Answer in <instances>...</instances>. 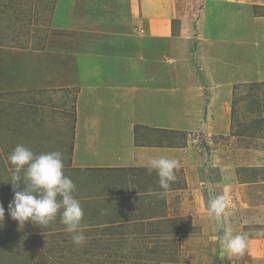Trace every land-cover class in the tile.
<instances>
[{"label":"rangeland","instance_id":"374dc122","mask_svg":"<svg viewBox=\"0 0 264 264\" xmlns=\"http://www.w3.org/2000/svg\"><path fill=\"white\" fill-rule=\"evenodd\" d=\"M56 2L0 0V42L8 40L7 33L13 37L11 46L25 44L29 48L27 38L35 41L40 37L44 42L37 41L33 48L39 50L50 33ZM218 2L192 0V6L196 3L193 7L195 25L193 29H184V38L188 40L184 44H188L189 54L184 56L186 65L182 71L176 72L185 79L183 89L177 88V91L192 92L191 99H198L200 108H205L209 118L219 109H226L220 111L219 116L227 124V136L223 132L206 131L204 126L201 132L193 134L157 133L162 149L183 148L192 142L189 153L178 154L176 158L160 151L161 156L172 157L180 165L176 180L167 189L160 186L155 170L147 173L143 169H111L102 162L85 159L84 154L80 157L74 153L73 94L32 93L27 92L24 83H0V204L5 209V218L0 221V264H248L245 259L248 247L238 258H220L222 228L217 232L219 228L214 216L209 215L208 201L209 189L213 190V196L229 189L231 203L232 200L237 202L235 208L231 207L235 210L233 213L240 210L245 214L248 210L250 202L245 200L246 206L240 202L243 195L239 192L244 185H249L246 181L250 178L249 169L242 166L263 164L262 161L257 163L256 156H264V75H256L263 72L264 57L260 58L259 53L264 51V38L261 32L254 35V25L246 26L244 30L249 28V32L237 42L226 38L223 24L214 30L218 35H206L210 28H215ZM219 10L220 13L227 11L224 7ZM256 12L260 10L255 11V15ZM240 17L247 20L242 10ZM179 24H172L176 35ZM155 46L164 48L160 42ZM206 47L214 48L225 58L228 54L225 63L219 62L217 67L204 63L202 54ZM232 55L237 58L232 59ZM179 67L182 66L176 69ZM37 76L42 82L37 85L42 86L43 75L40 72L31 75L33 80ZM221 81L233 84L228 96L220 95L223 94L219 92ZM18 92L23 93L18 95ZM18 144L36 155L62 153L65 175L75 183L73 195L84 210L82 225L87 242L83 246L72 243L59 214L54 222L42 227L31 221L19 225L11 218L8 206L14 198L10 182L13 166L8 157ZM249 150L256 155L249 164L231 162L239 160L234 156L237 151ZM221 156L223 165L218 162ZM223 166H226L225 173ZM223 177L220 183L218 180ZM21 178H24L23 171ZM18 183L17 190L23 191L24 181ZM232 185L234 195L230 190Z\"/></svg>","mask_w":264,"mask_h":264},{"label":"crops","instance_id":"0c3cea01","mask_svg":"<svg viewBox=\"0 0 264 264\" xmlns=\"http://www.w3.org/2000/svg\"><path fill=\"white\" fill-rule=\"evenodd\" d=\"M194 6L192 0H57L50 33L39 50L33 48L37 41L44 42L40 37H35V41L27 38L29 48L25 44L11 46L13 37L7 33L8 40H1L0 83H24L27 92L32 93L73 94L74 153L111 169H143L152 173L148 167L150 157L158 158L164 150L176 158L189 153L192 143L189 141L183 148L162 149L157 133L193 134L206 127V131L227 136V124L219 116L226 109L214 111L209 118L198 99H191L192 92L177 91L185 82L176 72L186 65L184 56L189 54V48L184 44L188 41L184 29L194 28ZM221 7L227 11L220 13ZM216 10L215 28L206 35H218L214 30L223 24L226 38L237 42L249 32L245 27L254 25V35L261 32L264 38V0H219ZM241 10L247 15L246 21L240 20ZM257 10L260 12L255 15ZM175 22L180 23L177 35L172 29ZM159 42L163 49L155 46ZM207 48L202 54L204 63L215 67L219 62L225 63L228 54L225 58L214 48ZM259 54L264 57L263 50ZM236 58L232 55V59ZM262 64L263 72L257 73L258 77L264 75ZM36 72L43 75L44 87L37 85L42 83L40 76L35 80L31 77ZM230 85L233 84L219 83L221 96H228ZM208 121L211 122L206 124ZM234 156L239 160L231 161L233 164H249L256 155L249 150L237 151ZM256 158L257 163L263 164L242 166L249 169L251 178L239 192L243 195L242 204L245 200L250 202L248 210L245 214L240 210L233 213L231 207L235 208L237 202L232 200L223 219L215 220L217 232L227 227L234 234L247 236L248 264H264V156ZM223 161V156L219 157L221 165ZM188 179L190 185L191 178ZM223 179L215 180L221 183Z\"/></svg>","mask_w":264,"mask_h":264},{"label":"clouds","instance_id":"9594fccd","mask_svg":"<svg viewBox=\"0 0 264 264\" xmlns=\"http://www.w3.org/2000/svg\"><path fill=\"white\" fill-rule=\"evenodd\" d=\"M13 171L10 182L13 185L14 198L9 203L8 212L19 225L31 221L34 224L48 226L60 215V222L66 226V231L71 234V241L77 246H83L87 237L83 231L82 220L84 210L81 202L73 195L76 185L73 180L65 175L62 153L53 151L36 155L24 145L18 144L8 157ZM176 159L164 156L150 157L149 170H155L159 177V184L167 189L171 182L176 180V171L179 169ZM24 178H21V172ZM23 180L26 187L19 189V181ZM208 201L209 215L220 222L226 214L231 197L226 189L223 194L211 195ZM5 218V209L0 204V221ZM220 258L229 260L243 255L247 247V236L233 233L225 227L219 241Z\"/></svg>","mask_w":264,"mask_h":264}]
</instances>
